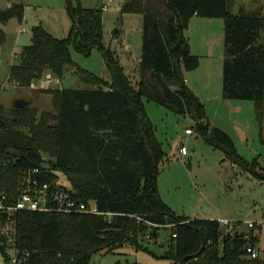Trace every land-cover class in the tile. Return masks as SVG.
<instances>
[{
    "label": "trees",
    "instance_id": "trees-1",
    "mask_svg": "<svg viewBox=\"0 0 264 264\" xmlns=\"http://www.w3.org/2000/svg\"><path fill=\"white\" fill-rule=\"evenodd\" d=\"M77 1L81 30L73 21L68 35L60 38L40 23L33 25L32 42L23 46L20 61L10 65V76L29 87L46 69L62 77L72 68L91 86L42 88L52 95L55 112L38 114L35 106L12 104L6 109L0 104V156L11 158L0 164V193L17 197L22 174L29 167L45 168L47 162L44 177L56 178L55 169L65 172L78 198L95 199L100 210L114 214L109 219L100 213L19 210L20 264H90L97 252H111L125 243L142 246L141 234L156 238L163 226L172 231L165 253L172 264H179L182 257L186 259L181 264H264V257H250L245 249L260 242V225L252 226L247 238L245 231L229 232L218 218L176 214L163 199L156 178L164 150L144 104L147 97L176 113L191 115L195 128L212 144L250 169L232 136L211 125L204 104L186 82L185 70L196 68L200 58L192 53L185 30L194 15L224 19L222 94L253 100L262 124L263 11L233 12L230 0H123L122 13L143 15L140 78L134 82L118 53L104 44L102 9ZM24 15L23 1L0 7L2 22L12 17L22 20ZM4 37L0 27V42ZM72 46L86 54L99 47L112 80L79 66L72 58ZM6 246L0 243L10 261Z\"/></svg>",
    "mask_w": 264,
    "mask_h": 264
},
{
    "label": "rangeland",
    "instance_id": "rangeland-1",
    "mask_svg": "<svg viewBox=\"0 0 264 264\" xmlns=\"http://www.w3.org/2000/svg\"><path fill=\"white\" fill-rule=\"evenodd\" d=\"M18 1L25 3L24 18L0 21L5 32L0 42V104L7 109L16 97H26L32 99L30 105L38 109V114L43 110L55 112L52 95L42 88L90 87L91 84L77 71L68 68L59 77L60 81L56 74L46 69L33 85H15L10 76V65L20 61L23 46L32 42L33 25L40 23L56 37L68 35L73 24L68 0H0V7ZM79 1L84 7L102 9L104 44L118 53L126 71L137 82L140 78L137 60L142 54V13H122V0ZM74 3L78 1L74 0ZM104 3L109 5L106 9H103ZM240 8L250 11L261 9L264 13V0H230L233 12ZM117 25L121 30L114 35L113 29ZM185 33L189 42L194 43L192 53L200 58L196 68L185 70L186 82L204 104V112L211 125L223 128L232 136L237 151L249 162L250 169L234 161L221 146L212 144L195 128V119L191 115L176 113L144 97L145 109L164 150L156 178L159 192L176 214L192 218H227L240 224L241 228H247L245 221H256V225H260L257 231L264 251V176L261 175H264V121L260 124L253 100L229 99L222 94L224 19L195 17ZM71 54L79 66L112 80L111 70L99 47L94 46L86 54L72 46ZM47 72L53 81L44 79ZM190 126L194 130L188 134L185 129ZM181 144L187 146L188 154L179 157ZM44 157L49 158L50 155L44 153ZM53 173L57 175L58 183L69 184L65 172L55 169ZM171 232L170 226H163L156 238L141 234L139 243L142 246L125 243L111 252H97L90 264H172V259L165 256ZM0 264H12L11 260L5 259L1 249Z\"/></svg>",
    "mask_w": 264,
    "mask_h": 264
},
{
    "label": "built area",
    "instance_id": "built-area-1",
    "mask_svg": "<svg viewBox=\"0 0 264 264\" xmlns=\"http://www.w3.org/2000/svg\"><path fill=\"white\" fill-rule=\"evenodd\" d=\"M111 1V0H110ZM109 5L104 3L103 9ZM53 77L47 80L53 81ZM60 81V78L57 79ZM15 85H20L18 80L14 79ZM34 84V83H33ZM32 84V85H33ZM2 87H6L3 85ZM193 127H187L186 133H193ZM188 153L185 144H181L178 149V156L182 157ZM11 161L10 157L0 156V164H6ZM29 167L20 177L17 187V197L9 198L5 192L0 193V243H7L6 252L10 255L12 264H20L23 258L18 256L16 247V213L19 210H39V211H59V212H87L100 213L105 217L111 218L114 214L112 211H102L98 208L95 199L83 200L78 198L70 185H64L57 182V177L47 179L44 174L49 169V164ZM229 232L245 231V237L249 238V230L256 225V221H245L247 226L241 228L240 224L227 218H218ZM175 236L176 233H173ZM246 252L250 257H264V251L260 242L247 244Z\"/></svg>",
    "mask_w": 264,
    "mask_h": 264
},
{
    "label": "water",
    "instance_id": "water-1",
    "mask_svg": "<svg viewBox=\"0 0 264 264\" xmlns=\"http://www.w3.org/2000/svg\"><path fill=\"white\" fill-rule=\"evenodd\" d=\"M68 5H69V11H70V14L73 18V21L77 24L78 29L81 30L80 23L78 21L76 13H75L74 1L68 0ZM5 64H6V62H5ZM31 102H32V99H28L26 97H16L12 104L15 106H18V107H25V106L30 105ZM185 259H186V257H182L179 264H181Z\"/></svg>",
    "mask_w": 264,
    "mask_h": 264
},
{
    "label": "crops",
    "instance_id": "crops-1",
    "mask_svg": "<svg viewBox=\"0 0 264 264\" xmlns=\"http://www.w3.org/2000/svg\"><path fill=\"white\" fill-rule=\"evenodd\" d=\"M123 1V0H122ZM122 1H121V3H122ZM121 3H120V6H121ZM195 17H200V16H198V15H194L192 18H191V20H190V24H189V27L187 28V29H189L190 28V25H191V22H192V20L195 18ZM202 17H204V16H202ZM209 19H211V18H214V17H208ZM114 30H115V32H114ZM120 30H121V27L119 26V25H117L114 29H113V33H114V35L115 34H118L119 32H120ZM207 42V41H206ZM194 43L190 40V45H191V49H193V45ZM202 46H204V47H207V46H205L206 44H204V43H202L201 44ZM210 49V48H209ZM139 60H140V57L138 58V60H137V62H139ZM6 64L8 65V63L6 62ZM9 66V65H8ZM47 74V77H45L44 79H46V78H51L52 76H50V74H49V72H47L46 73ZM185 78H186V71H185ZM188 78V77H187ZM42 80H43V78H42ZM189 80V79H188ZM189 134V133H188ZM188 154V153H187ZM185 156V155H184Z\"/></svg>",
    "mask_w": 264,
    "mask_h": 264
}]
</instances>
